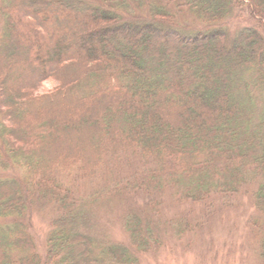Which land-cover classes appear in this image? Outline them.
I'll return each instance as SVG.
<instances>
[{
  "label": "trees",
  "instance_id": "trees-1",
  "mask_svg": "<svg viewBox=\"0 0 264 264\" xmlns=\"http://www.w3.org/2000/svg\"><path fill=\"white\" fill-rule=\"evenodd\" d=\"M217 225L264 264V0H0V264L210 259Z\"/></svg>",
  "mask_w": 264,
  "mask_h": 264
},
{
  "label": "rangeland",
  "instance_id": "rangeland-1",
  "mask_svg": "<svg viewBox=\"0 0 264 264\" xmlns=\"http://www.w3.org/2000/svg\"><path fill=\"white\" fill-rule=\"evenodd\" d=\"M229 25L231 27V30L235 29L236 27H242L247 25V14H245L242 11H239L235 14L234 17H232L229 21ZM4 59V55H3ZM56 85V82L54 80H46L41 84V87L39 88V92H47L49 90H52ZM80 92L82 91L79 90ZM78 92V91H77ZM76 95V94H75ZM41 108V107H40ZM39 108V109H40ZM60 112H66L67 106H63L62 103L59 104ZM41 110V109H40ZM32 227H33V234L36 236V241L38 245H41V243L44 240V236L46 233V219L37 215L33 216L32 218ZM217 225L215 229L214 234V243H215V249L217 250L216 256L215 250L213 249V252H211L210 259L206 258L207 254H201L199 251H181L180 249H175L174 251H167L162 252L161 254L155 256V257H144L142 258L141 264H249V257L247 256V244L244 245L243 243H240L242 240H238L241 238V234L244 232L243 229L237 231L234 235H230L229 238L231 241L239 242L240 244L244 246H237V249L224 247L225 243V231L218 228ZM111 236L113 238L118 239L122 237L121 231L117 225H114L111 229ZM119 240V239H118ZM247 257V258H246ZM246 258V259H245Z\"/></svg>",
  "mask_w": 264,
  "mask_h": 264
}]
</instances>
